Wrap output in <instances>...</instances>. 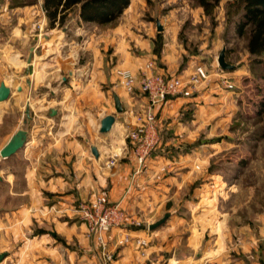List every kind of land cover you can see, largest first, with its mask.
Returning <instances> with one entry per match:
<instances>
[{
  "label": "crops",
  "instance_id": "1",
  "mask_svg": "<svg viewBox=\"0 0 264 264\" xmlns=\"http://www.w3.org/2000/svg\"><path fill=\"white\" fill-rule=\"evenodd\" d=\"M134 8L137 7L130 3L116 20V26H109L115 20L84 22L77 15L78 26H81L78 30H83L84 34L81 41L76 42L73 33L67 35V41H71V52L73 45L81 47L80 59L70 53L62 63L53 62L50 67L55 65L56 69L46 75L57 77L55 85L48 78L49 93L33 101L28 99L24 119H19L16 127L0 136L1 151L18 130L27 132L23 149L7 159L0 156V264H101L100 245L95 234L90 233L74 213L80 202L100 195H105L112 204H119L126 217L123 228L109 233L110 246L129 230L145 235L153 232L149 228L156 219L150 218L170 213L171 196L180 191L179 184L173 191L174 184L179 183L180 177L183 179L184 172L176 176L177 171L167 174L160 170L168 162L176 163L173 168L179 169L180 156L170 159L167 145L162 141L147 166L139 170L134 145L127 135L143 119L147 99L139 87L128 94L119 85L115 70L128 69L139 77L146 65L153 63L159 74L187 78L195 65H206L210 61L200 52L187 51L174 36L171 38L169 33L173 28L164 20L159 19L164 28L160 32L157 22L140 18V15L135 17L131 12ZM37 50L32 47L27 57L30 69L39 61L43 62V67L53 61L52 56L38 60ZM7 54L8 50L2 46L1 73L4 69L7 72ZM215 62L218 63V57ZM214 69L218 75L214 78L225 77L215 66ZM41 77L28 80L32 94L39 89L40 83H45ZM2 82L5 81L0 84ZM212 86L213 82L209 81L192 97L172 101L171 98L164 106L160 105L157 108L160 125L167 112L178 104L181 106L185 101L194 105L201 101L207 103L213 95ZM17 87L18 95L24 94L20 84ZM113 92L121 99L122 114L116 113ZM2 103L0 126L10 113ZM27 107H30V119L26 116ZM53 110H56L55 115ZM109 115L115 116L116 122L110 133L103 134L100 124ZM175 131L180 133V124ZM161 137L163 139L164 135ZM93 147L98 156L93 154ZM111 158L116 159V164L109 168L106 163ZM172 215L170 213V217ZM138 221L142 222L140 226L136 225ZM225 226H222L224 233L228 228ZM217 239L207 257L208 264H230L232 260L226 252L230 238L228 241L225 237L220 243ZM133 247H119L114 264H148L136 255ZM260 261L264 264V257ZM159 262L160 259L153 255L149 264Z\"/></svg>",
  "mask_w": 264,
  "mask_h": 264
},
{
  "label": "rangeland",
  "instance_id": "2",
  "mask_svg": "<svg viewBox=\"0 0 264 264\" xmlns=\"http://www.w3.org/2000/svg\"><path fill=\"white\" fill-rule=\"evenodd\" d=\"M132 2L137 7L131 11L135 17L140 15L152 22L164 20L173 28L170 37L174 36L187 51L208 57L210 62L204 65L209 70L207 81L193 94L209 81L213 82L214 91L210 89L213 95L207 103L201 101L194 105L185 101L162 118L160 133L164 137L161 142L167 145L170 159L180 156V168L175 170L176 163L168 162L160 171L167 174L177 171L176 176L184 172L183 179L180 177L179 183L174 184L173 191L179 184V193L175 191L169 201L168 212L173 215L147 235L130 230L122 233L113 246L108 244V252L115 261L119 247L133 245L136 255L148 264L153 255L160 259L158 264H208L207 257L214 249L215 238L220 243L226 237L228 241L230 238L226 251L232 260L230 264H262L264 65L254 64L248 52L249 30L243 35L236 30L243 14L242 0H222L209 16L195 0H130ZM116 20L109 26L118 25ZM78 25L77 14L72 13L64 25L52 28L43 10V0H0V49L3 46L8 50L7 72L6 69L0 72V82L5 81L13 91L2 103L10 113L0 126V136L16 127L19 119H24L28 99L33 101L49 93L48 78L55 85L57 77L46 75L56 69L55 65L50 67L53 62L62 63L70 53L80 59L81 47L73 45L71 52V41H67V35L72 33L73 41H81L84 32L78 30L81 27ZM32 47L38 48V60L52 56L53 61L44 67L39 61L30 69L26 60ZM224 47L226 61L235 66L232 71L214 63ZM214 66L225 77L214 78L218 77ZM39 75L45 83H40L32 94L27 82ZM18 84L24 94L18 95ZM173 99L180 97L171 101ZM178 124L180 133L175 131ZM165 213L151 217L156 219L153 224ZM141 224V221L136 223ZM222 226L228 227L226 233ZM99 251L101 264H104L102 247Z\"/></svg>",
  "mask_w": 264,
  "mask_h": 264
},
{
  "label": "built area",
  "instance_id": "3",
  "mask_svg": "<svg viewBox=\"0 0 264 264\" xmlns=\"http://www.w3.org/2000/svg\"><path fill=\"white\" fill-rule=\"evenodd\" d=\"M115 76L128 94H132L139 87L147 99L143 119L127 135L134 145L136 161L141 170L147 166L162 143L157 108L174 97H191L193 91L207 81L209 70L204 65H196L187 78L180 75L166 76L155 72L154 64L149 63L139 77L124 68H117ZM115 164L116 159L111 158L106 166L110 168ZM74 213L87 226L88 231L95 234L103 249L104 264H112L114 260L107 249V238L113 229H121L125 223L126 217L120 205L112 204L105 195H100L93 200L80 202Z\"/></svg>",
  "mask_w": 264,
  "mask_h": 264
},
{
  "label": "trees",
  "instance_id": "4",
  "mask_svg": "<svg viewBox=\"0 0 264 264\" xmlns=\"http://www.w3.org/2000/svg\"><path fill=\"white\" fill-rule=\"evenodd\" d=\"M195 1L209 16L222 0ZM129 4L130 0H43L45 13L52 28L64 25L72 13H77L84 22L114 21ZM242 6L243 14L236 30L239 35L246 34L249 30L248 52L253 57L254 64L264 65V0H242Z\"/></svg>",
  "mask_w": 264,
  "mask_h": 264
},
{
  "label": "water",
  "instance_id": "5",
  "mask_svg": "<svg viewBox=\"0 0 264 264\" xmlns=\"http://www.w3.org/2000/svg\"><path fill=\"white\" fill-rule=\"evenodd\" d=\"M163 26L161 22L157 21V30L163 31ZM32 57L29 58V63H31ZM218 64L223 70L232 71L235 69L234 65H231L226 61V48L224 47L221 53L218 56ZM12 90L5 82L0 84V103L7 101L11 96ZM113 99L115 104V110L117 114H122L124 112L123 105L119 95L116 92H113ZM53 115L56 114V110H53ZM26 116L30 119V107L26 109ZM116 122V117L109 115L103 118L100 124V132L103 134L110 133ZM27 142V132L23 129L18 130L9 140V142L3 147L0 151V156L4 159L10 158L15 155L18 151L24 148ZM92 152L95 156H98L97 149L92 148ZM170 217V213H166L162 219L150 226V230H156L162 226Z\"/></svg>",
  "mask_w": 264,
  "mask_h": 264
}]
</instances>
